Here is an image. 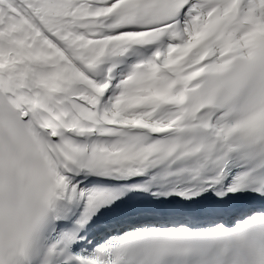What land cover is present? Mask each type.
I'll list each match as a JSON object with an SVG mask.
<instances>
[{
	"label": "snow or ice",
	"instance_id": "6c2138e0",
	"mask_svg": "<svg viewBox=\"0 0 264 264\" xmlns=\"http://www.w3.org/2000/svg\"><path fill=\"white\" fill-rule=\"evenodd\" d=\"M0 264H264V0H0Z\"/></svg>",
	"mask_w": 264,
	"mask_h": 264
}]
</instances>
